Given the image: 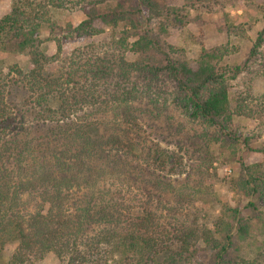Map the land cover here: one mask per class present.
<instances>
[{"label":"trees","instance_id":"obj_1","mask_svg":"<svg viewBox=\"0 0 264 264\" xmlns=\"http://www.w3.org/2000/svg\"><path fill=\"white\" fill-rule=\"evenodd\" d=\"M83 1L86 18L68 25L63 38L97 35L100 22L115 33L121 27L117 40L64 52L61 38L42 39L46 24L51 30L58 26L51 11L66 6L64 0H13L0 18V50L30 56L28 69L0 62V261L5 245L17 241L3 264H34L38 249L56 254L58 264H264V240L254 256L232 250L237 235L252 231L241 207L224 205L213 227L184 225L168 221L147 199L136 205L111 189L79 191L80 181L94 184L102 176L97 160L115 167L121 151L133 150L127 130L120 135L101 129L106 124L97 116L114 109L132 129L142 120L138 107L164 99L232 143L241 141L232 130L234 117L247 116L241 103L252 98L231 96L227 53L203 49L189 60L167 40L171 27L206 23L205 15L229 0H183L179 6L167 0ZM47 40L56 41V54L47 52ZM257 50L256 44L250 57ZM58 60L60 69L49 70ZM254 100L263 106L264 96ZM248 141L242 142L253 150ZM153 151L165 171L170 155L157 143L146 155ZM259 151L264 155V147ZM242 167L238 184L249 199L245 207L258 210L252 197L264 196V160ZM25 196L37 202L35 208L23 207ZM257 223L264 227L263 218Z\"/></svg>","mask_w":264,"mask_h":264},{"label":"rangeland","instance_id":"obj_2","mask_svg":"<svg viewBox=\"0 0 264 264\" xmlns=\"http://www.w3.org/2000/svg\"><path fill=\"white\" fill-rule=\"evenodd\" d=\"M12 2L0 0V18L11 10ZM106 2L115 4L116 0ZM64 3L66 6L51 11V17L58 26L51 30L50 25L46 24L41 31L42 39L55 35L62 39L64 52H69L88 43H109L119 38L121 27L115 33L110 27L104 29L97 22V29L103 30L97 35L85 39H64L68 25L77 26L86 18L82 10L83 0H64ZM167 3L179 6L183 0H167ZM204 19L206 23L171 27L167 40L183 48L189 60L198 58L203 49L218 47L227 53L224 61L232 69L227 75L231 96L238 92L242 98H252L251 102L246 100L241 103L247 116L234 117L232 130L241 141L232 143L215 126L190 118L183 107L170 101L165 103L164 99H159L156 105H142V110L136 105V112L142 120L132 129H127L121 115L113 114L114 109L97 116L106 124L101 129L105 134L120 135H125L124 130H127L134 143L133 150L126 154L121 151L123 157L118 159V166L115 167L108 168L102 160H97L96 173L102 176H98L94 184L80 181L79 191L80 188L81 193L92 189H111L136 205L147 199L168 221H182L184 225L196 222L200 226L208 224L213 227L212 221L224 205L241 207L243 216L252 225V231L244 237L237 235L232 250L254 256L264 240V227L257 223L259 218L264 219V196L252 197L258 210L245 207L249 199L238 181L243 173L242 164L253 165L264 160L263 153L259 151L264 147V101L263 106L261 102L253 101L256 95L264 96V0H229L223 9L217 8L212 15H205ZM256 44L258 50L250 57V51ZM43 45L49 54L57 53L55 40H47ZM134 58L128 53V59ZM0 62L6 68L17 64L28 69L30 56L28 53L0 50ZM62 65V61L58 60L49 70L58 71ZM236 67L240 69L236 71ZM233 108H238V105L233 103ZM244 139L249 140L253 150L243 144ZM155 143L170 155L164 159L167 163L165 171L157 164L159 158L154 151L146 155L148 148ZM172 167L174 170H170ZM24 202L23 207L27 206L28 209L37 205L28 196L24 197ZM17 246V241L5 245L1 264L10 258ZM199 247L202 249L201 255L207 259L206 246L200 243ZM31 258L34 264L59 262L53 252L39 249Z\"/></svg>","mask_w":264,"mask_h":264}]
</instances>
